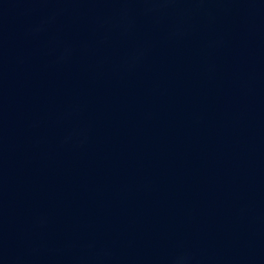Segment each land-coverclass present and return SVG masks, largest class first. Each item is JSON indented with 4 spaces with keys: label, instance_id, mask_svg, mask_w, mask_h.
<instances>
[{
    "label": "water",
    "instance_id": "water-1",
    "mask_svg": "<svg viewBox=\"0 0 264 264\" xmlns=\"http://www.w3.org/2000/svg\"><path fill=\"white\" fill-rule=\"evenodd\" d=\"M0 264H264V0H0Z\"/></svg>",
    "mask_w": 264,
    "mask_h": 264
}]
</instances>
